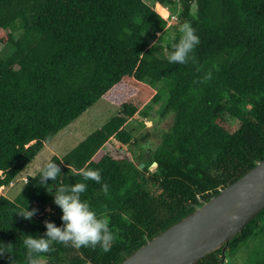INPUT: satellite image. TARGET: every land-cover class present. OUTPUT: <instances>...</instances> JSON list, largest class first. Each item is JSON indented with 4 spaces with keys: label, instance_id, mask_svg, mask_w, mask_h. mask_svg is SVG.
<instances>
[{
    "label": "trees",
    "instance_id": "16d2710c",
    "mask_svg": "<svg viewBox=\"0 0 264 264\" xmlns=\"http://www.w3.org/2000/svg\"><path fill=\"white\" fill-rule=\"evenodd\" d=\"M184 22L200 38L195 59L169 65L163 57ZM0 45V187L98 100L120 107L50 159L60 168L56 180L37 173L14 199L0 195V264H27L23 238L47 240V223L63 230L54 203L61 186L84 182L81 199L107 217L115 240L108 252L53 243L31 258L121 264L264 160V0H0ZM153 105L173 121L148 150L150 135L134 141L127 126ZM113 140L134 144L139 164L106 149ZM80 169L100 170L108 192L83 181ZM26 207L29 219L16 212ZM239 256L242 264H264V209L195 264Z\"/></svg>",
    "mask_w": 264,
    "mask_h": 264
},
{
    "label": "water",
    "instance_id": "95a60500",
    "mask_svg": "<svg viewBox=\"0 0 264 264\" xmlns=\"http://www.w3.org/2000/svg\"><path fill=\"white\" fill-rule=\"evenodd\" d=\"M263 209L264 160L121 264H195L228 245Z\"/></svg>",
    "mask_w": 264,
    "mask_h": 264
},
{
    "label": "clouds",
    "instance_id": "9594fccd",
    "mask_svg": "<svg viewBox=\"0 0 264 264\" xmlns=\"http://www.w3.org/2000/svg\"><path fill=\"white\" fill-rule=\"evenodd\" d=\"M175 31L178 33L176 42L171 45L163 59H166L169 65L173 63L185 65L189 59H195L200 38L190 22L180 24ZM38 175L42 181L47 178L56 180L60 175V168L51 160H47L38 166ZM80 176L83 181H94L101 184L102 178L98 169H80ZM101 186L102 190L107 193L108 185L101 184ZM86 191L87 186L84 182H77L70 188L64 186L58 188L54 203L62 211L63 230L54 227L52 223H47V240L24 236L22 244L26 250L27 264H38L31 258L30 253H48L53 243L76 249L95 248L99 245L104 252L110 250L109 246L114 242L115 236L109 228V221L105 216L98 217L92 206L86 200L81 199ZM49 193L51 194V187H49ZM16 212L24 219H29L34 214L33 211H28L27 207ZM0 257H3L2 249H0Z\"/></svg>",
    "mask_w": 264,
    "mask_h": 264
},
{
    "label": "rangeland",
    "instance_id": "374dc122",
    "mask_svg": "<svg viewBox=\"0 0 264 264\" xmlns=\"http://www.w3.org/2000/svg\"><path fill=\"white\" fill-rule=\"evenodd\" d=\"M153 4L152 1H149ZM161 13L168 15L167 11L159 8ZM176 19L173 18V21ZM0 48L2 46L0 45ZM119 107L115 103H111L105 99H100L94 103L84 114L79 116L74 122L68 125L65 129L59 132L50 142L46 144L44 149L36 156L28 168L21 173L9 186L0 187V195H6L11 199L22 190L24 184L28 181L30 176L38 173V166L44 161L50 160L53 156H64L76 146H78L89 135L100 129L110 118L115 116ZM158 111V105H153L148 110L149 116L146 117L139 114L127 126L128 129H133L134 141L140 139L145 135H150L146 143L151 147H155L161 143L162 133L169 129L173 121V114L161 119ZM121 147L123 149H121ZM106 149H110L111 153L119 158H134V161L139 164V149L134 145L121 146L118 141H111L108 143ZM152 165L151 168H154ZM2 172H0V175ZM47 210H50L47 208ZM240 254V253H239ZM238 254V255H239ZM232 259L227 264H242L244 261L239 259Z\"/></svg>",
    "mask_w": 264,
    "mask_h": 264
}]
</instances>
